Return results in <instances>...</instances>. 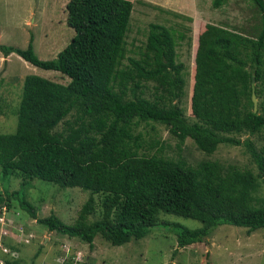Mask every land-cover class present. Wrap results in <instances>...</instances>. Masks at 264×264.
Instances as JSON below:
<instances>
[{
    "label": "trees",
    "instance_id": "16d2710c",
    "mask_svg": "<svg viewBox=\"0 0 264 264\" xmlns=\"http://www.w3.org/2000/svg\"><path fill=\"white\" fill-rule=\"evenodd\" d=\"M252 1L260 14L254 36L213 23L198 33L189 88L194 121L180 105L185 64L177 60L171 30L150 23L139 57L127 55L131 0H68L66 23L74 35L54 59L41 60L31 39L25 49L0 44L5 57L16 53L69 78L64 84L34 74L24 77L15 129L0 131V176H20L23 187L38 178L90 191L71 224L53 213L38 218L22 188L0 191V207L10 208L17 198L49 231L79 237L90 246L97 234L112 245L140 239L159 224L160 212L202 223L196 229L176 226L178 248L203 242L222 224L249 233L264 228V196L258 195L261 180L264 186V0ZM252 82L259 98L256 112ZM2 85L0 76V104ZM148 121L165 125L179 143L191 138L207 154L220 143L242 145L258 172L216 160L190 166L146 155L136 131ZM243 134L244 139L238 137ZM257 135L263 139L260 148L251 138ZM94 195L100 196L101 212L89 221Z\"/></svg>",
    "mask_w": 264,
    "mask_h": 264
},
{
    "label": "rangeland",
    "instance_id": "374dc122",
    "mask_svg": "<svg viewBox=\"0 0 264 264\" xmlns=\"http://www.w3.org/2000/svg\"><path fill=\"white\" fill-rule=\"evenodd\" d=\"M67 1L0 0V44L25 49L31 39L33 50L41 60L54 59L74 35V30L66 23ZM131 1L133 8L125 36L127 55L139 57L150 23L162 24L171 30L176 40L177 60L185 64V87L180 105L189 120L194 121L189 88L198 33L206 23H213L254 36L260 22L256 5L252 0H225L218 6L214 5V0ZM32 74L64 84L69 81L59 71L42 69L16 53L5 57L0 51V76L3 77L0 131L15 129L14 110L19 104L23 79ZM256 99L258 105L259 98ZM136 132L142 135L141 152L146 155L183 160L190 166L203 160H216L224 165L232 164L258 172L257 165L242 145L220 143L213 153L207 154L189 137L179 143L167 127L158 122H140ZM246 136L238 137L244 139ZM251 138L258 148L262 146V137ZM22 181L20 176H0V191L22 188L38 218L53 213L71 224L90 196L89 190L76 186L60 187L34 178L23 187ZM260 182L258 195L264 196L262 180ZM99 198L94 195L95 208L88 217L89 221L100 216ZM158 222L140 239L112 245L97 234L90 246L79 237L49 231L19 206L17 198H13L10 208L0 207V259L7 256L17 259L19 264H66L68 261L73 264L75 260L78 264H264V228L249 233L247 228L222 224L203 242L178 248L176 226L196 229L202 223L165 212L158 214ZM3 248H7L8 253H4Z\"/></svg>",
    "mask_w": 264,
    "mask_h": 264
},
{
    "label": "water",
    "instance_id": "95a60500",
    "mask_svg": "<svg viewBox=\"0 0 264 264\" xmlns=\"http://www.w3.org/2000/svg\"><path fill=\"white\" fill-rule=\"evenodd\" d=\"M251 100H252V103H253V111L256 112L257 111V99H256V95H255V92H254V82H252Z\"/></svg>",
    "mask_w": 264,
    "mask_h": 264
},
{
    "label": "built area",
    "instance_id": "2783aa9c",
    "mask_svg": "<svg viewBox=\"0 0 264 264\" xmlns=\"http://www.w3.org/2000/svg\"><path fill=\"white\" fill-rule=\"evenodd\" d=\"M2 251L4 253H8V249L7 248H3ZM0 264H4V260L3 259H0ZM61 264H64V263H61ZM73 264H78V262L75 260Z\"/></svg>",
    "mask_w": 264,
    "mask_h": 264
}]
</instances>
